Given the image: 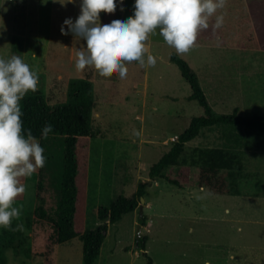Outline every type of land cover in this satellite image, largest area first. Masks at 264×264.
Segmentation results:
<instances>
[{
	"label": "rangeland",
	"instance_id": "obj_1",
	"mask_svg": "<svg viewBox=\"0 0 264 264\" xmlns=\"http://www.w3.org/2000/svg\"><path fill=\"white\" fill-rule=\"evenodd\" d=\"M132 5L133 0H118L115 11L126 18L132 14ZM79 11V0L63 6L53 0L46 4L0 0V56L9 57L12 38H20L22 58L39 73L35 92L43 93L51 104L66 100L72 78H86L103 93L93 110L94 125L103 134L92 138L86 151L84 228L95 229L107 222L98 218V208L109 206L117 196L130 197L139 183H146L142 202L146 224L140 225L137 211L108 223L93 264H147L148 258L153 264H264L263 147L260 150L252 137L245 139L243 129L235 126L203 129L187 143L189 150L223 146L240 151L245 166L238 177L240 195L200 189L195 184L196 168L191 184L183 188L163 178H149L151 164L203 110L197 100L188 98L190 85L170 61L175 50L158 35L146 42L149 54L157 58L153 67L127 63L123 79L117 73L102 74L92 64L77 71L76 53L84 42L60 29L65 18L74 20ZM220 12L225 28L241 26L233 4ZM231 37L201 39L188 53L178 55L196 72L215 112L229 114L237 107L244 116H264V50L230 46ZM38 170L21 181L27 185L20 195L25 215L36 205ZM175 170L168 168L167 173L174 176ZM52 178L50 174L45 184L49 200L55 192ZM51 233L48 224L36 221L28 233L32 257L17 256L8 249L6 264H84L79 239L53 245ZM141 236L146 237L145 249L138 246Z\"/></svg>",
	"mask_w": 264,
	"mask_h": 264
},
{
	"label": "trees",
	"instance_id": "obj_2",
	"mask_svg": "<svg viewBox=\"0 0 264 264\" xmlns=\"http://www.w3.org/2000/svg\"><path fill=\"white\" fill-rule=\"evenodd\" d=\"M230 4L235 6L241 26L230 30L223 24L221 28L213 30L211 27L213 19L210 27L198 34L196 43L201 39H211L218 35L230 38L232 34L230 46L264 50V0H227V9ZM113 16L121 17V14L115 10L111 12L103 10L101 21L109 20ZM22 53L21 39L13 37L10 56L22 57ZM170 61L177 65L181 76L190 85L191 93L188 98L197 100L203 113L193 116L186 129L177 135L171 147L151 164L149 178H163L183 188L191 184L193 169L196 168L197 186L206 188L212 194L240 195L237 188L238 177L245 167L240 151L223 146L193 147L189 150L187 143L197 138L203 129L235 126L234 128L243 129L245 139L252 137L258 147L262 146L264 149V116L258 114L244 116L238 112L237 107L229 114L215 112L208 103L196 72L187 61L175 52L171 53ZM111 74L115 75L116 72ZM102 94L101 90L94 88L90 80L80 77L68 81L64 102L51 104L41 92H29L21 101L24 128L30 129L44 148L46 163L38 170L35 187L36 205L32 212L24 214L23 199L20 196L15 201V206L21 208V216L13 220L12 228L23 224V230L0 229V264L7 263L5 252L8 249L26 259L32 257L28 233L36 221L51 227L50 242L53 245L79 239L82 243L84 264H93L98 258L108 223L118 221L125 213L137 211L140 225L146 224V215L139 213L140 197H144L146 185L145 182H141L130 197L117 196L109 206L98 208V218L107 222L95 229H86L83 226L81 213L84 202L86 151L89 141L103 134L95 127L93 118L96 101ZM46 124H51L53 131L46 139H42L41 129ZM172 167L176 168L174 176L167 173L168 168ZM50 174L53 176L52 179H55V192L50 194L49 200L45 195V184ZM24 180L25 178H21V181ZM145 241L146 237L141 236L137 241L138 246L145 249ZM147 264H153L151 258H148Z\"/></svg>",
	"mask_w": 264,
	"mask_h": 264
},
{
	"label": "clouds",
	"instance_id": "obj_3",
	"mask_svg": "<svg viewBox=\"0 0 264 264\" xmlns=\"http://www.w3.org/2000/svg\"><path fill=\"white\" fill-rule=\"evenodd\" d=\"M47 2L41 0L42 4ZM53 2L63 6L76 0ZM117 3L79 0L78 16L64 19L61 33L84 42L76 53L77 71L92 64L102 74L116 72L123 79L128 74L127 63L153 67L157 58L149 54L146 42L157 35L177 54H186L195 46L198 34L210 27L212 18L213 30L223 26L220 10L225 9L227 0H133L131 15L101 21V10L114 11ZM39 79L38 71L21 56H0V228L23 230V224L12 228L13 220L21 216L15 201L27 190L21 178L32 177L46 163L44 148L31 130L24 128L22 119L21 101L29 92L37 91ZM52 131L53 126L46 124L41 138L46 139Z\"/></svg>",
	"mask_w": 264,
	"mask_h": 264
},
{
	"label": "water",
	"instance_id": "obj_4",
	"mask_svg": "<svg viewBox=\"0 0 264 264\" xmlns=\"http://www.w3.org/2000/svg\"><path fill=\"white\" fill-rule=\"evenodd\" d=\"M143 201H144V197H140V204H139L140 213H142V211H143V203H142ZM137 227H138V237H139L141 228H140L139 224L137 225Z\"/></svg>",
	"mask_w": 264,
	"mask_h": 264
},
{
	"label": "crops",
	"instance_id": "obj_5",
	"mask_svg": "<svg viewBox=\"0 0 264 264\" xmlns=\"http://www.w3.org/2000/svg\"><path fill=\"white\" fill-rule=\"evenodd\" d=\"M173 137H174V136H173ZM135 169H136V168H135ZM199 188H200V189H205V188H203V187H199ZM231 256H232V254H231ZM232 257H233V256H232ZM205 263H206V264H207V263L209 264L210 262H209V261H206ZM249 264H250V263H249Z\"/></svg>",
	"mask_w": 264,
	"mask_h": 264
},
{
	"label": "built area",
	"instance_id": "obj_6",
	"mask_svg": "<svg viewBox=\"0 0 264 264\" xmlns=\"http://www.w3.org/2000/svg\"><path fill=\"white\" fill-rule=\"evenodd\" d=\"M172 140H174L175 138H171Z\"/></svg>",
	"mask_w": 264,
	"mask_h": 264
}]
</instances>
